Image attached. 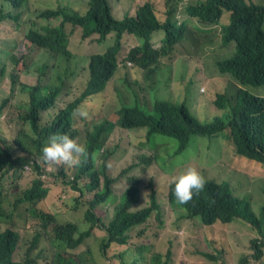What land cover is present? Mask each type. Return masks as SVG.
I'll list each match as a JSON object with an SVG mask.
<instances>
[{"label": "trees", "instance_id": "16d2710c", "mask_svg": "<svg viewBox=\"0 0 264 264\" xmlns=\"http://www.w3.org/2000/svg\"><path fill=\"white\" fill-rule=\"evenodd\" d=\"M109 1L85 0L84 8L75 9L51 4L48 9L17 7L16 12H8L0 0V62H55L51 68L52 82L34 85L19 82L20 91L28 100L21 115L23 121L16 118V105H8L7 98L0 106V125L8 116L16 125L11 139L0 132V264H100L97 256L110 258L111 249L129 245L134 232L136 237L141 238L155 226L163 228L165 212L154 178L145 186L142 179L126 172L142 165L146 169L153 163H158L164 172L173 171V167L177 171L193 161L201 166V156L204 149L210 151V142L197 141L196 135L212 137L230 129L228 139L238 154L264 162V96L252 94L242 87L238 88L235 96L228 97L227 93L212 90L205 95L212 97V102L224 112L211 122H203L192 113L186 100L187 89L195 81L196 74V70L190 71L189 62H165L163 66V56L144 52L134 57L132 67L116 79L119 65H127L126 62L108 60L112 54L111 50L106 52L111 26L107 7ZM140 1L124 0V12L119 22L130 31L144 27L136 13ZM223 2L233 10V23L229 30L207 36L202 34L204 25L199 17L210 19L220 16L225 4L200 5L192 0L182 5L184 10L197 11L186 15L194 20L189 37L200 40L198 54L207 59L206 62H199L196 69L199 65H207L204 73L212 87L226 79H234L241 85H264V0ZM130 11L135 15L131 16ZM234 29L246 30L249 43L235 41ZM59 59L64 62H57ZM73 60L89 62L86 88L56 116L43 123L44 114L56 106L66 89L65 80L69 72L64 64ZM45 68L47 66L43 73ZM135 73L146 81H151L154 73H163L171 81L167 89L170 94L167 95V90L161 94L151 88L148 90L134 76L130 79V75ZM174 82L177 84L174 85ZM17 83L18 79L13 75V90ZM121 86L123 89L117 91ZM110 89L117 91L119 99L116 120L98 122L103 117ZM166 95L168 99L161 98ZM234 97L237 101L232 107ZM82 112L84 115H81ZM116 127L140 132L139 142L137 135L134 143L138 142L141 148L149 145L154 152L150 157L140 154L139 162L132 163L114 176L108 161L120 146L109 147L107 143ZM59 133L82 142L88 155L86 163L68 166L43 160L42 148L51 135ZM180 159L182 161L176 165ZM47 165L55 170L48 169ZM28 169L34 176L30 187L22 191L16 184L12 191L6 189L7 182H16L26 175ZM44 176L49 177V182ZM120 179H125L126 186L121 196L117 197L114 186ZM204 179L203 189L183 205L176 202L173 185L170 184L168 198L172 210L181 218L200 216L203 224L213 225L216 222H232L243 207L252 219L258 236L247 239L250 243L245 250L241 249V243L232 247L235 254L232 264H264V207L257 214L248 200L235 194L229 181ZM143 188L150 195V204L145 206L141 205ZM53 194L55 197L52 199ZM91 194L92 198L84 209L88 223L86 229L72 222L79 221L76 208L59 211L55 204L60 202L63 205L67 200ZM20 203L25 204L19 206ZM107 203L114 204L109 220L98 212ZM20 218L42 230L24 255L17 250L20 241L17 223ZM175 227H180V224ZM95 229L102 231L96 241L97 250L90 247L80 253L72 252L83 245ZM161 236L159 230L154 238L163 240L165 237L162 239ZM146 237L148 242H152L150 234ZM42 238L48 246L33 253ZM136 249L140 250L137 246ZM142 249L150 251L148 246L142 245ZM140 253L133 264H138L143 258L141 250ZM199 253L210 264H223L221 257L227 251L217 249L211 253ZM172 256L171 248L166 252L154 251L151 264H172Z\"/></svg>", "mask_w": 264, "mask_h": 264}, {"label": "rangeland", "instance_id": "374dc122", "mask_svg": "<svg viewBox=\"0 0 264 264\" xmlns=\"http://www.w3.org/2000/svg\"><path fill=\"white\" fill-rule=\"evenodd\" d=\"M81 6L85 7L86 4L81 2ZM129 13L131 16L135 15V12L133 11H130ZM44 23L45 21L42 22V24ZM20 29L21 28L18 30ZM101 47L104 48L102 45ZM182 58L190 61V58L187 55H184ZM57 62H64V60L59 59ZM54 63L55 62H0V106L3 104L5 98H7L8 105H16V118L19 121H23L21 115L25 111V106L28 103V100L25 99L24 94L21 93L19 82L32 85L38 82H41L42 84L52 82L53 73L51 68ZM88 63L89 62H75L73 60L72 62L64 64V68L69 72V76L66 77L65 80L66 89L58 98L56 106L52 108L49 113L44 114L43 123L56 116L60 109H63L68 103L78 97L86 88L89 80ZM198 63L199 62H189L190 71L196 70V74L195 81L187 89L188 99L186 100L192 113L203 122L213 121L218 114L219 108L212 102V97L205 95V93H211L212 90H215V92L227 93L228 97L230 95L235 96L238 88L242 87L252 94L264 96V85H241L234 79L222 80L212 87L210 80L207 79L204 73L207 69V65H199L196 69ZM126 65L127 67L122 66L115 74L116 79H119L125 71H128L132 67L128 62H126ZM46 66L45 73H43L44 67ZM13 75L18 79V83L14 90L12 89ZM133 76L135 77V80H138L140 85L148 90L151 88L154 92H159V94H161L168 89L166 80H169V78L163 76V73H161V75L154 73L151 81L144 80V77L139 73L131 74L130 79ZM173 78H177V76H173ZM175 84L177 83L174 82V85ZM203 87H206L207 90L200 92L199 89L202 91ZM121 89H123V86L117 91ZM117 91L112 89L108 91L106 95L108 96L107 102L102 112L103 117L98 122L104 120H116L115 111L118 108L117 101H119ZM169 94L170 91L167 92V95ZM167 95L161 96V98L168 99ZM148 98H150V95ZM236 101V97L232 98V107L235 105ZM222 113V110H219L218 116L222 115ZM5 120L6 121L2 122L0 125V132L7 138L11 139V135L16 128V125L10 116H8L7 119L5 118ZM139 133L140 132H130L120 127H116L113 130L107 146H120L114 152L110 161H108L111 172L114 176L119 175L123 169L128 168L132 163L139 162L140 159L138 156L140 154L144 153L148 157L152 156L154 149L149 145H145L142 148L139 147ZM228 134L229 131L226 130L212 137L200 135L194 136L197 141L210 142V151L204 149L201 156V166L193 161L192 163L179 168L177 171L173 167V171L164 172L158 163H153L151 166L146 167V169H144L145 165H142L139 168H134L126 172L142 179L145 186H147L152 177L154 178L158 198L165 212V225L163 228H159V225L153 227L141 238L136 237L134 232V236H132L129 241V245L132 246L131 249H129V245L114 247L110 251V258L107 259L105 257L97 256L100 264H133L136 258L140 257V250L143 253V258H141L138 264H151V256L154 251L166 252L169 248L173 251L172 264H210L211 262L199 252L211 253L217 249L227 251V254H223L221 257V262L223 264H232L235 256L232 247H236L241 243V249L245 250L246 246L250 243L247 239L258 236V231L254 229L252 219L247 216L245 209L241 207L237 218L232 222H216L213 225H205L201 222L200 216L193 219L179 217V215L172 210L173 208L169 203L168 198L171 176L178 174L182 168L193 167L204 177L215 179L219 182L229 181L235 194L240 199L248 200L257 214L261 212L264 207V162L253 161L238 154L234 145L228 141ZM137 135L138 142L135 144L134 140ZM168 159L173 160V157L168 156ZM181 161L182 160L180 159L175 164L177 165ZM33 178L32 171L28 169L26 175L19 177L16 182H7L5 187L9 191H12V188L18 184L23 191L31 186ZM44 178L49 182V177L44 176ZM125 186V179H120L116 182L114 191L117 197L121 196ZM54 197L55 194H53L52 199ZM91 198L92 194L82 196L75 200H67L63 205L60 202L55 204H57V209L59 211H69L72 208H76L78 213L77 220L79 221L72 222H76L81 229H86L88 223L85 221L84 209ZM142 198V206L150 204V195L145 188H143L142 191ZM21 204L25 203H20L19 206ZM113 208L114 204L107 203L106 207L100 208L98 212L101 216H104L105 220H109L113 214ZM181 212L183 211L181 210ZM177 224H180V227L176 228L175 226ZM17 226L20 229V241L17 250H19L20 254L24 255L27 252V249L31 246L34 237L39 232H42V230L37 225L27 222L23 218H20ZM159 230L162 232V239L165 237L163 240L154 238L159 234ZM96 233V237L92 235L83 245L76 250H72V252L80 253L89 250L90 247L97 250L96 241L100 238L102 231L97 229ZM147 234L152 236L153 239L150 240L152 242L147 241ZM142 245L148 246L150 251L153 252L143 250ZM43 246H48V243H44L42 238L38 246L32 252L34 253L36 249L41 250ZM136 246L140 250L136 249Z\"/></svg>", "mask_w": 264, "mask_h": 264}, {"label": "clouds", "instance_id": "9594fccd", "mask_svg": "<svg viewBox=\"0 0 264 264\" xmlns=\"http://www.w3.org/2000/svg\"><path fill=\"white\" fill-rule=\"evenodd\" d=\"M1 1L4 2L5 9L8 12H16L18 10L17 7L31 8L33 10L48 9L51 4L55 6L65 5L72 9L84 8L81 6V2L85 0ZM190 1L192 0H141L136 13H138L137 18L144 23V27L142 30L130 31L119 22L120 16L124 12V0H110L107 7L111 17V26L107 34L106 52L111 50L112 54L108 60L128 62L129 65H132L134 57L144 52H149L163 56L165 59L162 62L163 66L165 62H206L207 59L204 60L198 54L200 40L196 37H189L194 20L186 15L197 11L184 10L182 5L188 4ZM195 1L196 4H207L209 6L225 4L223 0ZM233 18V10L226 4L224 12L220 16L210 19L199 17L204 25L202 34L207 36L229 30L233 23ZM232 33L235 41L249 43V35L246 30L234 29ZM184 55H187L190 61L183 59ZM157 60H159V57ZM122 66L120 64L119 68ZM166 81V85L169 87L171 81ZM205 90H207L206 87H203L202 91L199 89L200 92ZM81 115H84V113L82 112ZM227 130L230 133V129ZM228 141L232 144L229 139ZM42 158L46 162L79 166L87 162L88 155L82 142L79 141L78 143L75 138L68 134L59 133L49 137L48 143L42 148ZM47 168L55 170L51 165H47ZM205 183L204 177L193 167H187L170 178L175 200L180 205L186 204L193 194L200 192ZM96 230L93 233L94 237L97 236Z\"/></svg>", "mask_w": 264, "mask_h": 264}, {"label": "water", "instance_id": "95a60500", "mask_svg": "<svg viewBox=\"0 0 264 264\" xmlns=\"http://www.w3.org/2000/svg\"><path fill=\"white\" fill-rule=\"evenodd\" d=\"M65 6V5H64ZM84 12V9L82 10V13Z\"/></svg>", "mask_w": 264, "mask_h": 264}]
</instances>
